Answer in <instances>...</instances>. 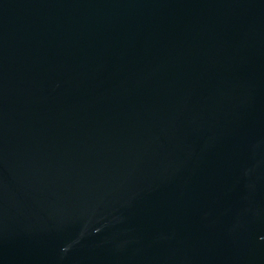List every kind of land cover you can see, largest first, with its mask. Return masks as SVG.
<instances>
[{
    "label": "water",
    "instance_id": "1",
    "mask_svg": "<svg viewBox=\"0 0 264 264\" xmlns=\"http://www.w3.org/2000/svg\"><path fill=\"white\" fill-rule=\"evenodd\" d=\"M0 264H264V0H0Z\"/></svg>",
    "mask_w": 264,
    "mask_h": 264
}]
</instances>
